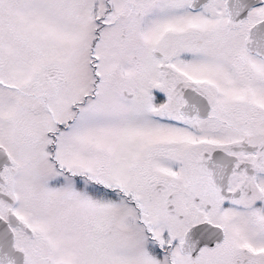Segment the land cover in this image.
Listing matches in <instances>:
<instances>
[{"label": "snow or ice", "instance_id": "1", "mask_svg": "<svg viewBox=\"0 0 264 264\" xmlns=\"http://www.w3.org/2000/svg\"><path fill=\"white\" fill-rule=\"evenodd\" d=\"M0 264H264V0H0Z\"/></svg>", "mask_w": 264, "mask_h": 264}]
</instances>
